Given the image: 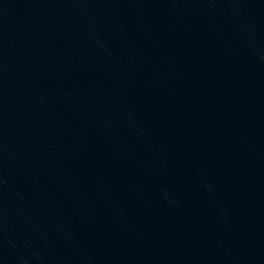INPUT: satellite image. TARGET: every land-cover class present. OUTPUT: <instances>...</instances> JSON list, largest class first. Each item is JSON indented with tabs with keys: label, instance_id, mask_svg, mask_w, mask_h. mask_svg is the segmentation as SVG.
I'll use <instances>...</instances> for the list:
<instances>
[{
	"label": "water",
	"instance_id": "1",
	"mask_svg": "<svg viewBox=\"0 0 264 264\" xmlns=\"http://www.w3.org/2000/svg\"><path fill=\"white\" fill-rule=\"evenodd\" d=\"M0 264H264V202L121 210L0 241Z\"/></svg>",
	"mask_w": 264,
	"mask_h": 264
}]
</instances>
